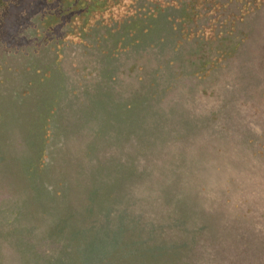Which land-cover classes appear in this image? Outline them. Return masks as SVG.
Instances as JSON below:
<instances>
[{
    "label": "rangeland",
    "instance_id": "obj_1",
    "mask_svg": "<svg viewBox=\"0 0 264 264\" xmlns=\"http://www.w3.org/2000/svg\"><path fill=\"white\" fill-rule=\"evenodd\" d=\"M0 264H264V0H2Z\"/></svg>",
    "mask_w": 264,
    "mask_h": 264
},
{
    "label": "trees",
    "instance_id": "obj_2",
    "mask_svg": "<svg viewBox=\"0 0 264 264\" xmlns=\"http://www.w3.org/2000/svg\"><path fill=\"white\" fill-rule=\"evenodd\" d=\"M0 4H1V5H4V3H3V1H2V0H0Z\"/></svg>",
    "mask_w": 264,
    "mask_h": 264
}]
</instances>
